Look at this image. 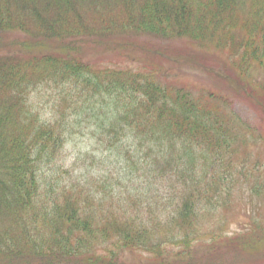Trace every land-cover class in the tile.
Segmentation results:
<instances>
[{"label": "trees", "instance_id": "16d2710c", "mask_svg": "<svg viewBox=\"0 0 264 264\" xmlns=\"http://www.w3.org/2000/svg\"><path fill=\"white\" fill-rule=\"evenodd\" d=\"M250 1L0 0V220H5L0 224V264H112L125 248L155 256L167 240L191 252L202 237L203 204V209L219 206L223 212L222 195L238 174L250 179L244 185L252 195L264 191L263 162H251L248 148L244 156L238 155L242 146L235 149L239 135L250 128L221 109L212 91L166 85L139 63L131 72L97 67L83 51L128 32L187 35L207 49V41H229L234 28L230 20L243 5L249 23L242 30L252 59L262 69L264 0ZM114 4L121 19L107 14ZM220 31L216 40L218 34L213 33ZM19 32L20 41L5 40ZM247 83L263 87L259 80ZM48 89L54 94L45 96ZM236 124L240 133L234 130ZM239 144L250 145L245 136ZM65 159L73 171L81 168L93 177L75 179L77 186L57 183L42 193L39 181L47 177L45 167L55 166L61 180ZM103 167L108 178L114 172V183L120 182V174L133 175L114 189ZM158 183H166L165 197L154 196L152 187ZM166 197L176 202L164 204ZM258 201L264 206V197ZM161 203L173 205L172 212L166 216L168 210L163 211L158 220L166 224L164 239H148L158 230L155 218L153 228L128 222L129 217L118 220L142 219L137 210L142 204L149 209L146 217L155 213L153 206L161 213ZM246 227L224 233L237 238L251 231ZM221 235L214 242H220ZM104 240L114 245L104 253L110 259L85 263L71 257L90 254L80 249L93 251L91 244ZM68 244L76 245L77 252H69ZM240 255L232 254L220 264H237ZM241 261L264 264L254 256Z\"/></svg>", "mask_w": 264, "mask_h": 264}, {"label": "rangeland", "instance_id": "374dc122", "mask_svg": "<svg viewBox=\"0 0 264 264\" xmlns=\"http://www.w3.org/2000/svg\"><path fill=\"white\" fill-rule=\"evenodd\" d=\"M248 2L251 1L248 0ZM109 5L112 6L113 3ZM115 9H117V6L114 4L112 11H109L107 14H109L111 18L113 15L121 19V12ZM247 12V8L242 5V9L239 10V13L230 20L234 28L229 32L231 34L230 37H228L229 41H223L221 44H219L220 42L218 41V44L207 41L205 45L209 46L207 49L199 48L196 45V41L187 35L167 38L165 36L155 37L145 34L134 35L128 32L124 36H116L114 39L106 40L100 46L94 45L88 46V48L85 47L83 51L87 53L90 62L94 65L96 63L97 67L106 68L114 66L119 69L121 68L122 71L128 72L130 67H137L139 63L143 66V70L146 71L145 73L147 74L154 70V75L160 78L158 80H160L161 83H165L166 85L178 86L179 88L183 87L189 91L194 86V90L196 87H201L202 89L209 90V92L212 91L216 95L214 102H216L221 109L228 111L233 114V116H236V118H241L250 128V130L244 132L243 135L240 134L235 142V149L238 148V146H242L238 155L241 154L244 156L246 152L244 150L248 148L246 152L248 159L251 162L260 161V163L263 162L264 164V65L262 69H260L258 67L260 62L252 59V49L250 43H248L246 39L247 32L245 28L242 30V27H247L249 23ZM228 21L229 20H227V23ZM225 25L226 24H224V26ZM19 33L8 35L5 37V40L20 41L22 33ZM213 34H218L215 37V39L218 40L221 31L219 33L214 32ZM85 58L87 57L85 56ZM240 71H244V73ZM162 73L163 76L161 77ZM252 80H259L262 82L263 87L259 86L261 90L247 83ZM46 92H48V94L53 92L52 94H54L52 89L45 91V96H47ZM239 127L240 126L236 124V129L234 128L237 133H240ZM244 136L247 142L250 143L247 147L239 144L240 138ZM133 154L138 157L142 155L143 152H135ZM133 154L131 152V156H133ZM65 155H69L68 148L66 149ZM231 160H234V158ZM63 163L66 165L61 163L64 168L63 171L65 172L61 175V180L58 175L55 176V166L47 165L45 167L48 179L45 175L40 176L46 179L43 180L40 178L39 181V187L42 193H45L50 186H56L57 183H59L58 185L71 186L74 184L77 186L75 179L86 176L93 177V174L81 170V168L79 171H73L72 165H69L66 159ZM119 164H117V166ZM103 170L105 171L104 177L108 178L106 167H103ZM128 173L129 174H120V182L114 183L115 174L113 172L108 178V185H111V187L113 186L114 189L118 186H125L122 183V179L129 180L133 175L132 172L128 171ZM236 178H240V180L237 181ZM236 178L233 179L232 182L231 187L233 189L230 188L225 196L222 195V197L225 198V209L223 212H220L222 209L219 206H216L214 210H210L209 207L203 209L205 205L203 204L201 208L202 212H200L204 217L201 218L199 223L202 230V237L198 243L194 242L191 252L185 247L179 249L177 242L167 240L160 244L159 249L155 250V256L151 254L148 255L138 248H125L119 254V258L114 260L112 264H220V262L223 263L224 261L227 262V260H230L232 254H241V260L246 256H254L259 263L264 262L262 258L264 254V212L262 211V207L264 208V206L258 201V199L260 200L264 197V191H262L259 196L252 195L254 191L247 189V186L244 185V183L246 185L247 183L249 184L250 179L244 178L243 175L239 176V174ZM111 179H113V181ZM166 187V183L153 184L154 196L158 194L165 197ZM148 189L149 188H145L146 191ZM121 190H123V188H121ZM243 196H245L247 200L250 198L249 202L243 199ZM251 198H253L252 201H250ZM170 199L172 198L166 197L163 201L164 204H167V202H176V200L172 201ZM171 207H173L172 204L164 206L163 203H161L159 209L162 211L159 213L156 207L153 206L150 209L155 213H148L149 216L146 217L145 213L149 209H145V204H142L141 206L139 205L137 209L142 211V219H136L133 216H124V218L119 217L118 220L119 222H125L129 217L128 222L134 221L138 226L145 224L153 228L151 218H155L154 220L156 221L154 223L158 230L155 232L153 231L152 236H148V239L150 241H155L154 238L164 239L163 231L165 230L166 224H161L158 220L163 211L168 210V213L166 212L163 215H169V212H172ZM137 210L134 213H137ZM158 213L160 214L159 216H157ZM0 224L5 225V220H0ZM246 226L250 227L251 231L247 234L246 232H242L240 233L241 236L237 235V238H231V234L227 237L228 234L224 233L227 232V230L234 232V229L238 228L239 232H241L243 228H247ZM218 234H222V239L220 242L216 243L214 242V238H217ZM158 235L159 237H156ZM91 246H93V251H90L89 247H82L83 249H80L81 253H83L82 251H88L90 254L87 253L85 255L71 257H75L85 263L94 262L96 258L101 257H105V260L110 259V257L104 255V253L109 246L112 248L114 245L111 244L108 246L107 242L104 240V242H100L96 245L93 243ZM66 248L71 253L77 252L76 245L68 244ZM182 249H184V252L177 253ZM240 259L236 260L237 264L242 263Z\"/></svg>", "mask_w": 264, "mask_h": 264}]
</instances>
